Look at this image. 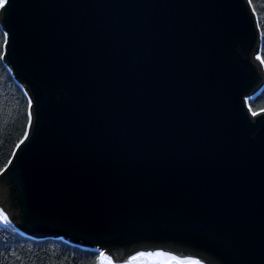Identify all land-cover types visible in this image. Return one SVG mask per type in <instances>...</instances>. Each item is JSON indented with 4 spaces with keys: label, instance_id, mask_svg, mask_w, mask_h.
<instances>
[{
    "label": "water",
    "instance_id": "95a60500",
    "mask_svg": "<svg viewBox=\"0 0 264 264\" xmlns=\"http://www.w3.org/2000/svg\"><path fill=\"white\" fill-rule=\"evenodd\" d=\"M0 26L30 100L0 174L13 227L114 264H264L249 0H9Z\"/></svg>",
    "mask_w": 264,
    "mask_h": 264
},
{
    "label": "trees",
    "instance_id": "16d2710c",
    "mask_svg": "<svg viewBox=\"0 0 264 264\" xmlns=\"http://www.w3.org/2000/svg\"><path fill=\"white\" fill-rule=\"evenodd\" d=\"M261 32L260 60L264 65V0H249ZM6 36L0 26V174L26 137L30 100L4 61ZM254 113L264 111V86L247 101ZM101 252L60 239L36 240L0 224V264H101Z\"/></svg>",
    "mask_w": 264,
    "mask_h": 264
},
{
    "label": "rangeland",
    "instance_id": "374dc122",
    "mask_svg": "<svg viewBox=\"0 0 264 264\" xmlns=\"http://www.w3.org/2000/svg\"><path fill=\"white\" fill-rule=\"evenodd\" d=\"M259 58H260V56H259ZM249 99H250L249 97L246 98V103ZM7 222H8V220L6 219V217L0 212V224L5 226V225H7ZM100 252H101V256H102L101 264H114L103 254L104 251H100ZM135 264H165V263L163 261L161 253H157L156 257H153L148 261H141V262H137ZM167 264H175V263L168 261Z\"/></svg>",
    "mask_w": 264,
    "mask_h": 264
},
{
    "label": "snow or ice",
    "instance_id": "6c2138e0",
    "mask_svg": "<svg viewBox=\"0 0 264 264\" xmlns=\"http://www.w3.org/2000/svg\"><path fill=\"white\" fill-rule=\"evenodd\" d=\"M8 3L9 0H0V11L5 10Z\"/></svg>",
    "mask_w": 264,
    "mask_h": 264
},
{
    "label": "bare ground",
    "instance_id": "6f19581e",
    "mask_svg": "<svg viewBox=\"0 0 264 264\" xmlns=\"http://www.w3.org/2000/svg\"><path fill=\"white\" fill-rule=\"evenodd\" d=\"M262 64H263V63H262ZM263 66H264V65H263ZM249 98H250V97H249ZM251 98H253V97H251ZM251 98H250V99H251ZM60 240H63V239L60 238ZM64 241H65V240H64ZM99 252H100V251H99Z\"/></svg>",
    "mask_w": 264,
    "mask_h": 264
}]
</instances>
